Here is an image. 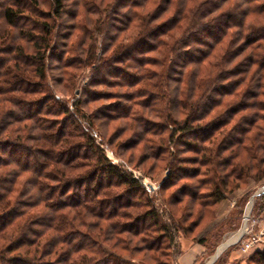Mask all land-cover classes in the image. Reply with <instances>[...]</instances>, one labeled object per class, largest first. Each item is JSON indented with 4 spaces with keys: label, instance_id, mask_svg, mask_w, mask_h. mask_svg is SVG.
I'll use <instances>...</instances> for the list:
<instances>
[{
    "label": "trees",
    "instance_id": "16d2710c",
    "mask_svg": "<svg viewBox=\"0 0 264 264\" xmlns=\"http://www.w3.org/2000/svg\"><path fill=\"white\" fill-rule=\"evenodd\" d=\"M140 1L143 0L121 4V14L130 12ZM17 2L4 5L0 11V56H6L0 57V264H136L120 255L128 252L129 246H134L131 252L142 254L138 264L155 262L154 254L161 250L163 241H173L178 232H187L183 225L186 214L182 212L179 220L170 224L159 223L154 208L145 204L147 209L143 210L138 203L136 195L144 190L140 179L112 164L75 119H58L57 109L66 117H70V112L57 103L46 83L44 54L49 50L48 41L42 40L44 45L37 51L41 54L34 58L25 57L20 47L6 46L10 41L5 27L19 28V20L29 12L28 6ZM229 2L197 0L192 9L178 10L170 17L174 0H156L158 5L151 14H133L142 37L155 45H147L143 39L136 46L120 45L104 60L93 59L94 50H89L90 59L98 64L97 70L119 64L124 67H119V74L125 81L132 78L133 85L147 81L154 89L168 80V72L181 75V84L184 73L178 68L198 66L190 87L180 85L174 96L168 101L165 98L172 115H162V119L173 125L171 138L177 133L191 138L178 141L187 152L201 154L205 173L211 174L213 188L205 195L194 187L185 190L192 206L200 209L217 207L222 202L229 179L237 187L244 173L249 178V171L256 170L255 176L264 177V169L251 163L255 153H264V126H257L259 121L264 124V115L244 116L230 126L240 112L252 108L264 112V102L257 100L264 87V0H233L232 8ZM51 3L53 13L60 17L63 0ZM248 18L251 23L246 25ZM182 19L189 20L186 27H176ZM232 27L236 29L230 34L233 58L225 59L227 54L223 53L221 60L210 65L215 73L199 79L198 68L229 36ZM174 30L181 31L179 37L173 36ZM46 33L50 34L49 29ZM159 47H167L172 53L165 69V65L144 55ZM246 51L243 61L238 62ZM62 60L58 59L60 68L68 67ZM252 65L256 66L255 71ZM152 66L162 71H149ZM127 70L135 71L137 77H131ZM101 83L104 84L103 79ZM231 94L250 97L252 102L243 100L233 105L231 118L217 114L207 121L221 105L220 98ZM180 115L181 120L177 118ZM206 143L209 148L200 145ZM245 155L248 158L244 159ZM176 158L170 163L175 170L176 163H188ZM238 158L241 164L235 161ZM247 159L251 162L246 163ZM184 173L178 170V176L188 180L197 176L186 170ZM167 178L173 180L174 174L169 172ZM253 214L264 216V212ZM151 228L157 234L154 237L149 233ZM178 254L179 251L173 261ZM253 254V264H264V249Z\"/></svg>",
    "mask_w": 264,
    "mask_h": 264
},
{
    "label": "rangeland",
    "instance_id": "374dc122",
    "mask_svg": "<svg viewBox=\"0 0 264 264\" xmlns=\"http://www.w3.org/2000/svg\"><path fill=\"white\" fill-rule=\"evenodd\" d=\"M127 1L63 0V12L60 17H56L53 13L51 0H0V11L4 5H15L16 2L19 5L28 6L29 10L19 20V28L5 27L4 30H8L10 41L6 46L20 47V51L25 57L34 58L37 53L41 54V51H37L39 46L44 45L42 40L48 41L49 50L44 54L46 83L57 103L67 107L70 112V117H66L57 109L58 119L63 117L75 119L83 132L90 134L95 143L100 145L106 158L112 164L140 179L144 190L136 195V198L140 199L138 203L143 207L147 204L148 207L154 208L158 214L159 223L170 224L172 221L179 220L182 212L186 214L185 221L183 219L181 221H184L183 225L188 229L187 232H178L173 241L167 239L163 241L161 250L154 254L155 262H145V264H172V257L181 249L180 240L196 241L199 244L207 242L209 250L218 243V250L222 244L225 245L229 235L235 234L237 226L241 225L243 210L249 206L250 202L254 213L264 212V192L259 193L264 188V177L255 176L256 170L249 171V178L244 176V173L237 187L235 183L233 184V179H229L226 190H223L224 199L220 208L209 206L200 209L195 205L192 206L190 199L185 196V190L194 187L193 189H196L199 194L205 195L213 188L210 184L212 177L211 174L205 173L206 166L202 165L204 159L201 154L187 152L182 142L178 141H191V138L178 133L171 138L173 125L164 118L162 119V115L169 113L172 115L171 105H168L165 100L168 101L176 94L178 86L181 85L184 88L189 85L190 87V79L195 73L194 69L198 66L189 65L178 68L184 73L181 84L178 83L180 81L178 77L180 78L181 75L174 74L172 76V73L168 72V76H166L168 80H163V83L154 89L147 81H142L137 85H133L132 78L125 81L119 74V69H124V67L119 64L115 66L113 64L114 68L102 66L97 70L98 64L93 60L96 58L104 60L113 49L120 45L132 44L136 46L143 40L147 45L150 43L155 45V42H149L145 37H142V29L141 27L137 28L138 22L133 14L149 15L158 3L156 0H143L138 5L131 7L130 12L121 14L123 13L120 10L121 4ZM196 1L174 0L169 9V16H174L181 9H184L185 12L187 9H192L196 6L194 5ZM198 1L201 2V0ZM229 6L233 7V0H230ZM184 20H180L176 27H186V22L189 20ZM249 23L251 20L248 18L246 25ZM2 24L0 20V27ZM45 27L50 31L49 35L46 33L48 29ZM233 29L235 28L232 27L228 32L229 36L216 46L209 58L200 65L198 68L201 69L199 79L208 78L215 73L211 66L215 61L221 60L223 53L227 54L225 59L229 58L228 56L233 58V42L230 43L232 38H230V34ZM180 32L174 30L173 36L179 37ZM91 48L94 50L92 60L89 53ZM144 55L148 59H156L162 66L165 65L163 69L167 68L169 61L172 60V53H169L167 47H159L152 52L147 51ZM245 55H247V51L242 53L237 61L242 62ZM3 57L6 58V56ZM60 58L69 66L61 69L58 63ZM257 59L259 58L255 60L257 61ZM92 64H96V66L93 67ZM226 67L230 66L226 65ZM148 69L158 74L162 71L154 66ZM251 69L255 71L256 66L252 65ZM127 72L133 78L138 75L133 70H127ZM187 75L190 77L189 79H187ZM102 79L104 84L101 83ZM128 83L131 86H128ZM262 93L263 95L257 100L264 102V87ZM220 99H222L221 105L215 109L214 113H211L207 121L217 114H222L223 118H231L233 105L235 106L243 100L252 102L250 97L243 98L240 94L237 97H233V94L225 95ZM158 115H160L159 119L156 118ZM252 115H264V112L253 108L240 112L233 118L230 126L236 124L241 117ZM177 118L181 120L182 115ZM259 123L260 121L258 127L264 126ZM217 138L219 137L217 136ZM213 141H218V139L214 138ZM200 145L209 148L207 143ZM176 156L178 159L182 158L188 162L173 163L177 170L173 169L170 164ZM263 157V152H257L255 160L251 162L247 159L245 161L246 163L248 161L256 163L255 166L259 165V169H264V160H261ZM246 158L248 157L245 155L244 159ZM235 161L242 163L239 158ZM178 170L182 175L186 170L197 174V176L188 180L182 178V175L178 176ZM169 172H171V176L174 174L173 180H168ZM230 204L232 214H228L222 221L219 217ZM145 209L147 208L144 207L143 210ZM197 222V225L193 224ZM229 228H233V231L228 232ZM152 230L153 228L149 230V233L154 237L157 234ZM134 244L136 243L134 242ZM133 247L129 246L128 252H120V255L138 264L141 262L142 254L131 252ZM253 253L254 251L249 254H241L238 245L233 244L222 248L219 258L213 264H223L224 255L233 259V264H253L255 260Z\"/></svg>",
    "mask_w": 264,
    "mask_h": 264
},
{
    "label": "crops",
    "instance_id": "0c3cea01",
    "mask_svg": "<svg viewBox=\"0 0 264 264\" xmlns=\"http://www.w3.org/2000/svg\"><path fill=\"white\" fill-rule=\"evenodd\" d=\"M223 202H220L217 207L220 208L222 206ZM232 207L231 204L228 206V208H225V210L221 213V216L219 217L220 219H225L228 214H232ZM233 226V224H232ZM240 226H237V229ZM236 229V228H235ZM233 228H229L228 232H232ZM238 238V234H232L228 237L226 240V247L229 245L231 242L236 241ZM229 241V242H228ZM218 243H216L211 250L208 249L207 247V242L204 244H199L198 242H190V241H182L180 240V246L181 249H179V254L176 256L172 264H213L218 258H215L213 260V257L217 251ZM221 245V247H222ZM221 254V253H220ZM224 263L223 264H233V259L230 257L224 255Z\"/></svg>",
    "mask_w": 264,
    "mask_h": 264
},
{
    "label": "built area",
    "instance_id": "2783aa9c",
    "mask_svg": "<svg viewBox=\"0 0 264 264\" xmlns=\"http://www.w3.org/2000/svg\"><path fill=\"white\" fill-rule=\"evenodd\" d=\"M236 233L238 234L236 241L227 246L237 244L241 254L264 249V216L257 217L253 214L252 206L245 207L241 216V225Z\"/></svg>",
    "mask_w": 264,
    "mask_h": 264
},
{
    "label": "water",
    "instance_id": "95a60500",
    "mask_svg": "<svg viewBox=\"0 0 264 264\" xmlns=\"http://www.w3.org/2000/svg\"><path fill=\"white\" fill-rule=\"evenodd\" d=\"M263 192H264V188L259 191L260 194ZM221 251H222V247L220 246L219 249L216 251L214 257H213V260L218 257V255L221 253Z\"/></svg>",
    "mask_w": 264,
    "mask_h": 264
},
{
    "label": "bare ground",
    "instance_id": "6f19581e",
    "mask_svg": "<svg viewBox=\"0 0 264 264\" xmlns=\"http://www.w3.org/2000/svg\"><path fill=\"white\" fill-rule=\"evenodd\" d=\"M251 206V202L249 203V207ZM229 242V241H228ZM227 243V242H226ZM226 243H225V245H226ZM228 244V243H227ZM222 248H224V245H222Z\"/></svg>",
    "mask_w": 264,
    "mask_h": 264
}]
</instances>
